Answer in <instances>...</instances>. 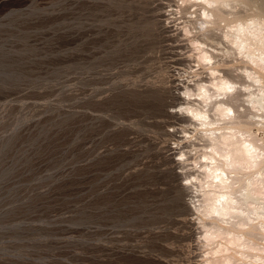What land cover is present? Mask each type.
I'll return each mask as SVG.
<instances>
[{"label":"rangeland","instance_id":"1","mask_svg":"<svg viewBox=\"0 0 264 264\" xmlns=\"http://www.w3.org/2000/svg\"><path fill=\"white\" fill-rule=\"evenodd\" d=\"M150 1L158 38L137 0H0V264H208L201 140L167 113L195 55L179 0Z\"/></svg>","mask_w":264,"mask_h":264},{"label":"bare ground","instance_id":"2","mask_svg":"<svg viewBox=\"0 0 264 264\" xmlns=\"http://www.w3.org/2000/svg\"><path fill=\"white\" fill-rule=\"evenodd\" d=\"M150 2L137 0V20L146 36L158 38L157 14ZM178 2L176 9L169 10L182 17L180 27L199 71L191 70L195 79L180 84L181 88L179 82L172 86L175 91L169 90L167 101L172 110L167 113L180 121L190 120L201 140V151L196 147L199 154L192 159L196 173L187 179L196 193L190 210L206 228L201 233L208 246L204 258L208 264H264V0ZM170 61L183 60L172 56ZM177 99L181 102L176 107ZM258 238L261 248L254 246Z\"/></svg>","mask_w":264,"mask_h":264}]
</instances>
